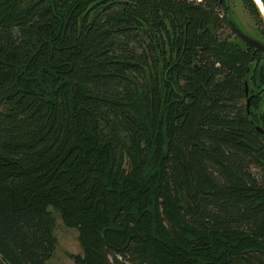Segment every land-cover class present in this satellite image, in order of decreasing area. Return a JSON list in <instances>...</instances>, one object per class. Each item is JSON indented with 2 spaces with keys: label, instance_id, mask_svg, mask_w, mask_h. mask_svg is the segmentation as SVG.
Here are the masks:
<instances>
[{
  "label": "trees",
  "instance_id": "obj_1",
  "mask_svg": "<svg viewBox=\"0 0 264 264\" xmlns=\"http://www.w3.org/2000/svg\"><path fill=\"white\" fill-rule=\"evenodd\" d=\"M230 10L0 0V264L47 263L52 208L77 264H264V140L251 54L219 43Z\"/></svg>",
  "mask_w": 264,
  "mask_h": 264
},
{
  "label": "rangeland",
  "instance_id": "obj_2",
  "mask_svg": "<svg viewBox=\"0 0 264 264\" xmlns=\"http://www.w3.org/2000/svg\"><path fill=\"white\" fill-rule=\"evenodd\" d=\"M230 3V14L232 19L235 22L239 23L243 28H246L249 32L260 36V26L257 23L254 13L251 10L250 0H228ZM226 12H224L225 14ZM239 25V26H240ZM240 26V27H241ZM241 27V29L246 32ZM253 31V32H252ZM259 31V32H258ZM247 33V32H246ZM262 35V34H261ZM264 39V38H263ZM225 43L228 49H233L234 53L238 54L240 58L244 59L245 55L242 52V49L235 42V35L232 33L231 29L226 25L223 30L219 43ZM264 62V57H262ZM246 100H243V103H246ZM259 104V102H257ZM258 106L257 115L261 116L262 122H264V95L262 101ZM255 113V114H256ZM264 145V142L262 141ZM251 171L255 173L256 177L261 180V177L264 178V168L257 164L251 165ZM52 212L55 219V225L52 228L53 235L56 238V248L53 252L51 258L47 261L46 264H77L75 261V255H83L84 251L81 246L79 231L77 228L68 226L63 220L61 214L52 208Z\"/></svg>",
  "mask_w": 264,
  "mask_h": 264
},
{
  "label": "flooded vegetation",
  "instance_id": "obj_3",
  "mask_svg": "<svg viewBox=\"0 0 264 264\" xmlns=\"http://www.w3.org/2000/svg\"><path fill=\"white\" fill-rule=\"evenodd\" d=\"M251 1V10L254 13V17L257 20V23L260 26V36L259 37L256 32L255 34L249 32L248 30H246V28H243V26H241L238 22L236 23L234 19H232L231 14L229 13V16L227 15L226 17L228 18L227 20V24L228 27L231 29L232 33L235 35V42L236 44L239 46L240 49H242V51L245 52H250V58H251V64L250 66H248L247 68V73L245 76V94H246V101L247 98L250 97L251 95H255L253 98V104L254 101L259 102V104L262 101L263 95H264V62L262 57H264V50L256 48L250 44H248L245 40H243L241 37H239L236 32L233 30L232 24L235 23L238 28L240 30L241 27L247 32H244L242 30V32L249 36L250 38H252L253 40H256L257 42H259L260 44H262L264 46V18L261 16L260 13V7L263 8L264 11V0H250ZM227 2L229 3V1L227 0ZM230 5V3H229ZM261 5V6H260ZM241 27H240V26ZM262 34V35H261ZM247 53V54H248ZM255 111H258V108L255 109ZM255 112V113H256ZM255 124L261 126L264 129V122H262L261 116L257 115V113L255 114ZM253 123V122H252ZM256 128V127H255ZM260 133V132H259ZM261 137L264 140V134L261 133Z\"/></svg>",
  "mask_w": 264,
  "mask_h": 264
},
{
  "label": "water",
  "instance_id": "obj_4",
  "mask_svg": "<svg viewBox=\"0 0 264 264\" xmlns=\"http://www.w3.org/2000/svg\"><path fill=\"white\" fill-rule=\"evenodd\" d=\"M261 6V5H260ZM260 13H261V16L264 18V11H263V8L260 7ZM232 27H233V30L236 32V34L241 37L243 40H245L248 44L256 47V48H259V49H262L264 50V46L262 44H260L259 42H257L256 40H253L252 38H250L249 36L245 35L242 30H240L238 28V26L233 23L232 24ZM255 95H251L250 97H248L247 99V109H248V114L250 115V107H251V102H252V99L254 98ZM253 122V121H252ZM254 123V122H253ZM256 129L264 134V129L259 126V125H255Z\"/></svg>",
  "mask_w": 264,
  "mask_h": 264
},
{
  "label": "bare ground",
  "instance_id": "obj_5",
  "mask_svg": "<svg viewBox=\"0 0 264 264\" xmlns=\"http://www.w3.org/2000/svg\"><path fill=\"white\" fill-rule=\"evenodd\" d=\"M259 1V0H258ZM260 2V1H259Z\"/></svg>",
  "mask_w": 264,
  "mask_h": 264
}]
</instances>
